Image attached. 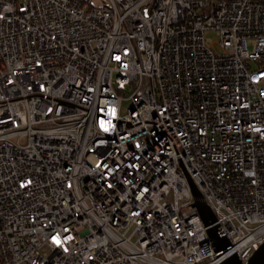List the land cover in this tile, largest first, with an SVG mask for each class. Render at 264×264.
Returning a JSON list of instances; mask_svg holds the SVG:
<instances>
[{"label": "built area", "instance_id": "obj_1", "mask_svg": "<svg viewBox=\"0 0 264 264\" xmlns=\"http://www.w3.org/2000/svg\"><path fill=\"white\" fill-rule=\"evenodd\" d=\"M187 175L245 263L264 0H0V264H219Z\"/></svg>", "mask_w": 264, "mask_h": 264}, {"label": "water", "instance_id": "obj_2", "mask_svg": "<svg viewBox=\"0 0 264 264\" xmlns=\"http://www.w3.org/2000/svg\"><path fill=\"white\" fill-rule=\"evenodd\" d=\"M191 191L195 197L194 205L197 207L203 225L207 227L206 232L208 239L214 247L215 251L224 250L229 245V240L226 236H221L217 232L216 218L208 207V205L201 199V194L187 175ZM219 264H264V242L253 252L250 258L244 263L240 260L233 247L224 250L222 253L216 255Z\"/></svg>", "mask_w": 264, "mask_h": 264}, {"label": "rangeland", "instance_id": "obj_3", "mask_svg": "<svg viewBox=\"0 0 264 264\" xmlns=\"http://www.w3.org/2000/svg\"><path fill=\"white\" fill-rule=\"evenodd\" d=\"M214 39H215V37H214ZM249 47L252 48L251 45ZM120 94H123V93H120ZM127 96H128V94H126L124 97H127ZM128 105H129V101L128 100H122L121 105H120L122 113L126 112V109L128 108Z\"/></svg>", "mask_w": 264, "mask_h": 264}]
</instances>
